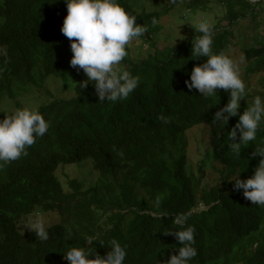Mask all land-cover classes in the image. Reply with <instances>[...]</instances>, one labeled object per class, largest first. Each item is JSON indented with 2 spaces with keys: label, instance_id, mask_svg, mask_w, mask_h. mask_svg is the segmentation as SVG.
Masks as SVG:
<instances>
[{
  "label": "trees",
  "instance_id": "obj_1",
  "mask_svg": "<svg viewBox=\"0 0 264 264\" xmlns=\"http://www.w3.org/2000/svg\"><path fill=\"white\" fill-rule=\"evenodd\" d=\"M179 1L147 9L139 0H118L145 26L136 39L149 49L134 56L128 46L120 65L140 81L125 100L113 102L99 101L92 83L79 87L86 74L70 66V41L61 32L65 0H0V119L7 112L3 104L23 108L20 101L42 89V95H35L40 99L35 108L50 121L26 156L0 169V264H68L63 252L85 246L89 236L96 241L87 247L102 256L116 239L126 246L125 264H161L180 246L163 231L177 228L172 218L185 212L191 213L185 226L195 227L197 255L190 264H264V206L245 199L242 190L233 191L230 180L241 169V179L253 174L260 157L250 153L264 143V120L256 140L242 145L237 156L228 147V132L239 114L224 126L213 121L229 92L220 89L204 97L185 84L193 66L207 59L191 56L192 39L201 33L192 31L151 50L161 19ZM182 1L187 9H205L211 1L219 7V17L211 23L212 49L231 58L230 48L237 42L234 26L264 11V0ZM240 51L243 112L256 96L264 100V34ZM251 77L256 78L253 84ZM50 78H59L67 89L76 84V93L54 96L45 88ZM161 114L168 123L158 118ZM198 124L208 128L207 155L213 160L208 189L188 166L185 133ZM87 158L98 171L94 184L82 188L76 178L59 179V165ZM35 210L59 214L45 241L33 231L19 230V222Z\"/></svg>",
  "mask_w": 264,
  "mask_h": 264
},
{
  "label": "clouds",
  "instance_id": "obj_2",
  "mask_svg": "<svg viewBox=\"0 0 264 264\" xmlns=\"http://www.w3.org/2000/svg\"><path fill=\"white\" fill-rule=\"evenodd\" d=\"M65 3L67 14L61 32L70 41L73 55L69 63L86 74V79L79 81V87L85 88L92 83L99 101L125 100L138 86L140 78L123 68L120 62L128 55L127 48L131 42L146 31L145 26L137 23L136 16L127 12L118 0H65ZM152 22L157 21L153 18ZM193 26L201 35L192 39L191 56L207 59L193 66L190 79H186L185 84L188 89H197L204 97H211L220 89L229 92L228 102L215 111L213 121L224 126L229 117L239 114L235 126L228 132L231 141L228 147L239 156L242 145L247 146L256 140L258 127L264 120V100L256 96L250 106L239 112L241 99L246 97V84L241 78L239 62L223 52H213V25L210 22L202 19ZM158 118L163 123L169 122V118L162 114ZM49 126L50 121L36 108L23 107L5 112L0 119V169L26 156L27 147L42 137ZM250 155L260 157L253 174L241 179V169L230 178L234 182L232 190H242L245 199L264 206V143L255 145ZM160 203L161 199L157 197L156 204ZM190 214H177L172 219L178 227L163 231L173 235L180 246L161 264H190L197 255L195 227L185 226ZM22 226L33 231L41 241L49 238V225L39 212L26 217ZM94 241V237H87L85 246L68 249L63 252V258L68 264H125L126 246L112 239L109 250L102 256L87 247Z\"/></svg>",
  "mask_w": 264,
  "mask_h": 264
},
{
  "label": "rangeland",
  "instance_id": "obj_3",
  "mask_svg": "<svg viewBox=\"0 0 264 264\" xmlns=\"http://www.w3.org/2000/svg\"><path fill=\"white\" fill-rule=\"evenodd\" d=\"M168 1L169 0H139V2L145 5L147 9H158L159 7H161L162 3ZM177 5L176 8L173 7L170 12L164 18L161 19L159 25L160 28L153 37V41H155V46L151 50L155 48H161L164 44L168 43L169 41H174L175 37L185 38L189 36L192 31H195L193 25L199 23V21L202 19L213 23L215 21V18L219 17L216 14V11L219 7L214 4L213 1L209 2L205 9H187L185 7L187 5L182 0L179 1ZM234 32L237 42H234L235 45L234 47L230 48L229 53L232 55V58L234 60L239 62L240 65L243 62V60H240V58L242 57L240 47L248 45L250 43L251 38L255 36L259 37L264 34V11L260 15H257L255 20L252 18L242 19L239 24L234 26ZM148 49V44L145 43L143 40L140 41L138 39H134V41L131 42L130 52L134 56L146 52ZM248 80L250 83L253 84L255 83L256 78L251 77ZM45 85V88L51 90L52 94L57 97H72L77 91L76 84H73L67 89L62 85V82L59 78H50L49 80H47ZM31 91H33L35 95L37 94V92L40 95H42L43 93L42 89H35ZM35 95L20 101L21 106L28 107L30 109L37 107L40 99H36ZM3 109L10 113L18 108L13 105L3 104ZM185 135L188 139V166L195 173H199L201 175L200 185L203 188L208 189L211 182L208 173L212 172L210 164L213 161L212 158L207 155L208 128L206 124H198L190 128L185 133ZM200 162H205L201 172L198 171ZM56 174L58 175L59 179L62 180V182H65V180L67 179L76 178L81 182L82 188H86L94 184L98 178V171L94 169L92 165V160L90 158H87L80 162L59 165V167L56 169ZM202 205L200 204V208H202ZM37 212H39L44 217L48 225L59 219V214L56 211L42 212L35 210L31 214L24 216L23 220L19 222V230L25 231L26 228L24 229L22 226L25 218L34 215Z\"/></svg>",
  "mask_w": 264,
  "mask_h": 264
}]
</instances>
